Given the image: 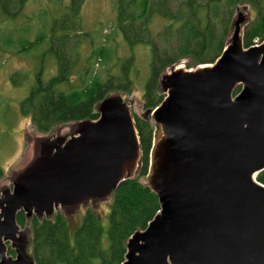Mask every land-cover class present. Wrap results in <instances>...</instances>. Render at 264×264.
I'll return each instance as SVG.
<instances>
[{"label":"water","instance_id":"obj_1","mask_svg":"<svg viewBox=\"0 0 264 264\" xmlns=\"http://www.w3.org/2000/svg\"><path fill=\"white\" fill-rule=\"evenodd\" d=\"M238 12L221 56L211 65L173 66L158 86L147 187L160 211L126 243L122 264H264V43L244 49ZM240 90L234 95L236 87ZM98 119L69 138H43L37 156L0 194V248L25 239L16 223L105 198L132 179L139 140L129 107L104 98ZM11 264H35L19 250Z\"/></svg>","mask_w":264,"mask_h":264},{"label":"trees","instance_id":"obj_2","mask_svg":"<svg viewBox=\"0 0 264 264\" xmlns=\"http://www.w3.org/2000/svg\"><path fill=\"white\" fill-rule=\"evenodd\" d=\"M25 1L0 0V10L8 18L13 17L20 13ZM82 2L72 0L71 21L78 20ZM247 7L251 8L255 19L250 23L246 21L242 33L244 49L264 42V0H129L120 3L117 30L125 43L130 48L146 45L151 49V76L143 91L147 112L158 107L165 96L158 86L160 75L181 62H185L186 69L214 64L232 32L234 13L245 14ZM12 9L14 14L10 12ZM155 16L167 25L153 34L149 27ZM78 27L69 28L66 20L55 23L50 40L60 73L47 83L38 79L20 105L22 115L30 118L39 133L47 134L58 125L95 121L99 103L110 93L131 92L129 73L133 57L121 61L122 74L117 77L110 75L101 81L89 72L81 77V86L72 85L71 69L75 62L70 61L66 51L72 41L70 31L76 29L77 32ZM93 53L90 59L95 62L100 58L109 59L107 49ZM89 69L86 68L85 73ZM59 86L67 90L61 91ZM239 89L236 87L234 95ZM133 120L140 149L138 167L134 178L123 181L111 193L106 229L101 226L97 201L94 207L83 212L77 207H67L42 219L26 218L22 211L17 213V225L21 229L27 225L30 228L31 257L35 264H122L127 240L135 232L143 231L160 211L156 195L139 181L148 175L154 130L145 117ZM256 181L264 185V171L256 176Z\"/></svg>","mask_w":264,"mask_h":264},{"label":"rangeland","instance_id":"obj_3","mask_svg":"<svg viewBox=\"0 0 264 264\" xmlns=\"http://www.w3.org/2000/svg\"><path fill=\"white\" fill-rule=\"evenodd\" d=\"M128 1L83 0L78 10V20L72 21L69 19L72 13V0H26L20 13L9 18L0 10V169H2L0 194L5 190L11 191L13 179L37 156V144L41 139L69 138L76 125H58L49 133L42 134L34 130L30 118L23 116L20 111L21 103L27 98L38 79L47 83L60 73L50 40L51 29L56 22L66 20L69 28L79 26L77 32L76 29L70 31L72 41L66 51L70 61L75 62L70 77L74 86H81V77L88 75L89 72L91 76L95 75L101 81L110 75L117 77L122 74L121 61L133 57V66L129 73L131 92L129 94L113 92L108 97H121L128 105L132 118L145 117L148 120L154 130V145L160 139L161 128L154 123L152 116L146 114L147 110L144 108L143 91L151 76V49L146 45L130 48L117 30L118 6L121 2ZM250 9L247 7L244 12L248 23L255 19ZM10 12L15 13L13 9ZM236 15L237 13H234V19ZM166 25L167 22L155 16L151 18L149 28L156 34ZM246 26V23L242 26L241 34ZM75 34L80 36L75 38ZM76 40H79L77 45L74 44ZM103 49L109 51L108 60L102 61L100 58L95 62L94 59H90L93 52H100ZM89 67V71L85 73ZM176 67L186 71L193 70L186 69L185 62ZM168 72L169 69H166L158 81ZM58 89L67 90L64 86H59ZM135 175L136 170L133 178ZM139 181L147 185L148 177L140 178ZM96 201L97 208L101 211V226L106 229L112 196ZM93 204L94 201L90 200L78 204L77 209L83 212L94 207ZM21 231L28 241L27 252L31 257L30 228L27 225Z\"/></svg>","mask_w":264,"mask_h":264},{"label":"flooded vegetation","instance_id":"obj_4","mask_svg":"<svg viewBox=\"0 0 264 264\" xmlns=\"http://www.w3.org/2000/svg\"><path fill=\"white\" fill-rule=\"evenodd\" d=\"M17 238L18 241L15 245L11 241L3 242L0 248V264H11L16 261L19 250L23 251V248L27 255H29L27 252L28 241L26 236L24 240L22 236H17Z\"/></svg>","mask_w":264,"mask_h":264},{"label":"built area","instance_id":"obj_5","mask_svg":"<svg viewBox=\"0 0 264 264\" xmlns=\"http://www.w3.org/2000/svg\"><path fill=\"white\" fill-rule=\"evenodd\" d=\"M260 45V44H259ZM255 46H258V45H255Z\"/></svg>","mask_w":264,"mask_h":264},{"label":"bare ground","instance_id":"obj_6","mask_svg":"<svg viewBox=\"0 0 264 264\" xmlns=\"http://www.w3.org/2000/svg\"><path fill=\"white\" fill-rule=\"evenodd\" d=\"M178 69H180V68H178Z\"/></svg>","mask_w":264,"mask_h":264}]
</instances>
